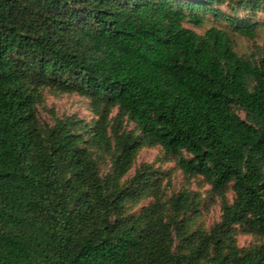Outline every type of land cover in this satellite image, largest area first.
<instances>
[{
    "label": "trees",
    "instance_id": "1",
    "mask_svg": "<svg viewBox=\"0 0 264 264\" xmlns=\"http://www.w3.org/2000/svg\"><path fill=\"white\" fill-rule=\"evenodd\" d=\"M222 5L264 10V0H0V264H264V246L234 238L240 227L264 239V46L243 56L228 32L185 27L209 15L257 37L259 23ZM46 88L89 98L103 124L43 127ZM112 108L142 137L116 132L115 177L102 180L90 148L110 145ZM144 143L215 194L232 186L221 222L193 232L178 223L188 193L127 214L155 187L146 176L119 187Z\"/></svg>",
    "mask_w": 264,
    "mask_h": 264
},
{
    "label": "rangeland",
    "instance_id": "2",
    "mask_svg": "<svg viewBox=\"0 0 264 264\" xmlns=\"http://www.w3.org/2000/svg\"><path fill=\"white\" fill-rule=\"evenodd\" d=\"M186 1V0H182ZM227 14L240 17L241 19L252 20L259 23L260 29L255 39H248L236 33L226 22H219L207 15L201 27L191 22H187L185 27L203 35L207 30L216 27L229 33L238 54L250 56L258 54L264 46V10L257 13L244 9L235 8L233 10L228 5L219 7ZM242 118H246L245 113L238 110ZM37 112L41 125L54 126L59 120L74 117L83 121L88 127L93 128L98 122L103 124V115L96 114L92 107V101L79 95L78 93H59L56 90L46 88L41 93L40 102L37 104ZM107 135L111 138L109 146L95 144L90 148L93 158L96 161L99 175L102 180H113L115 177L114 164L120 151L116 147L115 134L134 133L142 137L136 126L128 119L121 120L118 108H112L104 123ZM185 156H190L185 153ZM146 176L153 189L143 187L134 201L126 205L128 215L139 214L146 208L155 204H160L165 209L169 208V202L173 198L179 197L183 193L190 194V210L185 215L180 216L178 223L184 220L189 231L204 230L209 231L215 224L221 222L223 216V197L229 203H233L235 193L232 186L229 187L224 196L215 194L212 187L204 177L187 176L178 166V159L167 156L160 146H153L144 143L136 152L132 166L128 172L120 178L119 187L136 189V180ZM111 188L107 189V193ZM177 232H173L175 247L181 245L177 239ZM236 245L243 250L256 249L264 246V239L246 232L242 228H237L235 234Z\"/></svg>",
    "mask_w": 264,
    "mask_h": 264
}]
</instances>
